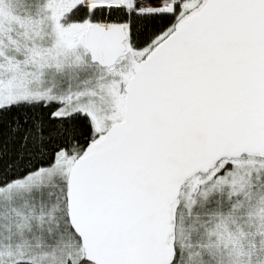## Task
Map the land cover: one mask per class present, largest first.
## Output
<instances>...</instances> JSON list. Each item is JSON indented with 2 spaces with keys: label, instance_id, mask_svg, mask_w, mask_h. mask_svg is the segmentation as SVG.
<instances>
[{
  "label": "snow or ice",
  "instance_id": "snow-or-ice-1",
  "mask_svg": "<svg viewBox=\"0 0 264 264\" xmlns=\"http://www.w3.org/2000/svg\"><path fill=\"white\" fill-rule=\"evenodd\" d=\"M0 264H264V0H0Z\"/></svg>",
  "mask_w": 264,
  "mask_h": 264
}]
</instances>
